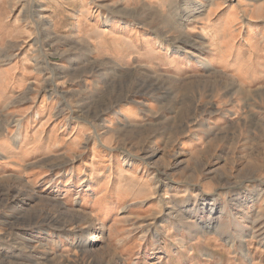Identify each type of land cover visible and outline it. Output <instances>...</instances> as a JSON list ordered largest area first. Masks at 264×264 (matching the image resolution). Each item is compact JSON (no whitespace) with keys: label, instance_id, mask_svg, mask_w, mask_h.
Wrapping results in <instances>:
<instances>
[{"label":"rangeland","instance_id":"1","mask_svg":"<svg viewBox=\"0 0 264 264\" xmlns=\"http://www.w3.org/2000/svg\"><path fill=\"white\" fill-rule=\"evenodd\" d=\"M0 264H264V0H0Z\"/></svg>","mask_w":264,"mask_h":264}]
</instances>
